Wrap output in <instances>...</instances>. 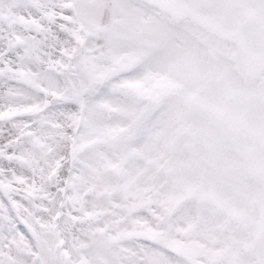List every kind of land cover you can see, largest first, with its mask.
<instances>
[{"label":"snow or ice","instance_id":"obj_1","mask_svg":"<svg viewBox=\"0 0 264 264\" xmlns=\"http://www.w3.org/2000/svg\"><path fill=\"white\" fill-rule=\"evenodd\" d=\"M0 264H264V0H0Z\"/></svg>","mask_w":264,"mask_h":264}]
</instances>
